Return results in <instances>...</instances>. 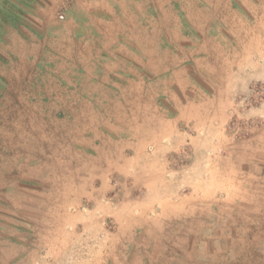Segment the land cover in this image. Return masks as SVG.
I'll list each match as a JSON object with an SVG mask.
<instances>
[{"label": "rangeland", "instance_id": "374dc122", "mask_svg": "<svg viewBox=\"0 0 264 264\" xmlns=\"http://www.w3.org/2000/svg\"><path fill=\"white\" fill-rule=\"evenodd\" d=\"M0 264H264V0H0Z\"/></svg>", "mask_w": 264, "mask_h": 264}]
</instances>
